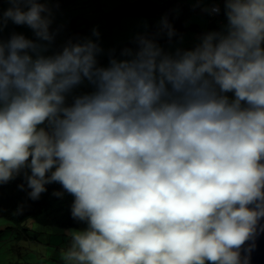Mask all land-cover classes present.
<instances>
[{"label":"clouds","instance_id":"clouds-1","mask_svg":"<svg viewBox=\"0 0 264 264\" xmlns=\"http://www.w3.org/2000/svg\"><path fill=\"white\" fill-rule=\"evenodd\" d=\"M7 2L0 33L35 39H0V185L72 197L86 227L64 231L61 264H247L264 230V0H193L218 30L166 50L165 16L107 66L95 29L53 51L51 0Z\"/></svg>","mask_w":264,"mask_h":264},{"label":"trees","instance_id":"trees-1","mask_svg":"<svg viewBox=\"0 0 264 264\" xmlns=\"http://www.w3.org/2000/svg\"><path fill=\"white\" fill-rule=\"evenodd\" d=\"M71 2L72 0H51L49 6L52 9H63L66 6L69 7ZM212 2L213 0H211ZM102 3L103 5L93 3L92 6H89L87 1H85L84 6L79 7L75 12L73 9L74 13H69L68 9L66 10L68 14L59 15L57 21L66 25L63 32L70 34L82 31L81 37H90L93 33V28L88 29V26H95V30L102 31L103 36H106L114 29L115 32L120 29L118 26L123 16H143L149 19L146 26V31L149 34H154L161 19L167 16L169 22L172 23L178 33L173 38V43L178 41L181 35L190 29L199 32L203 26L207 28L206 31L220 28L215 26V22L208 15H203L206 21L202 27L199 22L189 23V17L199 15V13L194 14V11L190 8L194 3H188L185 7L175 6L170 0H103ZM139 6H144L141 12L139 11ZM157 16L161 18L159 21ZM220 17L222 19L225 18L223 10L220 13ZM134 37L124 35L119 38L116 35L114 38H119V41L124 40L122 43L123 47H134L132 43ZM159 43L168 45L167 38L159 39ZM79 91H82V88ZM23 183L24 179L23 175H21L7 184L0 185V217L12 221V225L9 224L4 230H10L9 232L16 230L25 237L31 236V231L34 233L32 236L39 240L37 233H40L39 231L43 227L48 226L54 230L55 228L83 229L86 227V225L77 223L71 218V196L65 193L64 198L60 199L52 195L54 191H63L59 184L47 185V191L41 194L39 200L33 201L28 198L27 192L29 190L26 185L25 190H20L18 187ZM21 207L23 211L18 213V209ZM13 239V241L16 240L14 237ZM42 244L48 246V243L42 242ZM55 261L56 264H61L60 259Z\"/></svg>","mask_w":264,"mask_h":264},{"label":"rangeland","instance_id":"rangeland-1","mask_svg":"<svg viewBox=\"0 0 264 264\" xmlns=\"http://www.w3.org/2000/svg\"><path fill=\"white\" fill-rule=\"evenodd\" d=\"M87 1V4L92 6L93 3L103 5V0H72L69 7H64L63 9H53L54 14V23L52 25V30L58 31V35L55 37V43L52 46L53 51H58L60 48L69 40L82 39L81 37L82 31H78L77 33H66L63 32L66 28L65 24H60L57 19L61 14H68L74 12L81 6H84V2ZM174 5L176 2L174 0H170ZM184 1V0H181ZM187 3H194L193 0H185ZM211 0H207L206 5H201L200 8L204 6H209ZM220 5L223 2L219 0ZM10 7L7 0H0V13L7 10ZM140 7V8H139ZM139 11L141 12L144 6H139ZM135 8V7H134ZM137 8V9H138ZM66 12V10H68ZM73 12V13H74ZM204 14H199L196 17H189L188 22L194 23L199 22L201 27L206 21V18L203 16ZM158 21L161 19L158 17ZM78 20V19H77ZM149 19L143 16H123L119 22L118 28H120L117 32L115 29L106 36H103L102 31H98L99 36V44L104 49V54L98 57L99 63L101 66H107L108 63V52L110 50H115L116 55L119 56L120 51L125 47L132 46H122L123 41H119V38L124 35H128L130 37L136 36L139 33H144L146 31V26L148 24ZM225 21V20H224ZM188 25V23H187ZM95 29V26H88V29ZM209 31H212L211 29ZM207 32L205 26L198 32L196 30H187L183 35V41L180 42L175 41L171 46L162 45L166 50H174L175 47H184L191 48L198 40V37ZM13 33L23 34L26 38L35 39L33 32L27 26H18L11 22L8 23L7 28L4 29L2 33H0V39L7 40ZM119 38H114L115 36ZM94 41H96V37L92 34L90 35ZM107 57V58H106ZM87 88V87H85ZM90 89L87 88V91ZM12 225V221L7 220L5 218L0 217V230H4L6 227ZM68 230L67 228H55L51 227H43L40 229V233H37L39 240L35 239L32 235L33 232L30 231L31 236L25 237L19 234V231L13 230H4L0 231V264H56V259H59V249L64 247L67 243L64 231ZM16 238L15 241H13ZM43 243H48V246H44ZM50 243V245H49ZM57 248V249H56ZM44 254V255H43ZM46 260V262H44ZM44 262V263H43Z\"/></svg>","mask_w":264,"mask_h":264},{"label":"water","instance_id":"water-1","mask_svg":"<svg viewBox=\"0 0 264 264\" xmlns=\"http://www.w3.org/2000/svg\"><path fill=\"white\" fill-rule=\"evenodd\" d=\"M264 225V220H261ZM241 256L247 257V264H264V230L258 229L254 238L243 246Z\"/></svg>","mask_w":264,"mask_h":264}]
</instances>
